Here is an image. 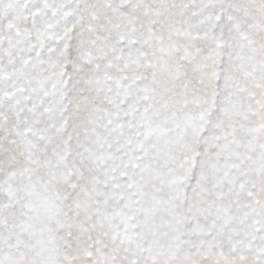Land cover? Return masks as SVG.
<instances>
[{
	"label": "snow or ice",
	"instance_id": "obj_1",
	"mask_svg": "<svg viewBox=\"0 0 264 264\" xmlns=\"http://www.w3.org/2000/svg\"><path fill=\"white\" fill-rule=\"evenodd\" d=\"M0 264H264V0H0Z\"/></svg>",
	"mask_w": 264,
	"mask_h": 264
}]
</instances>
